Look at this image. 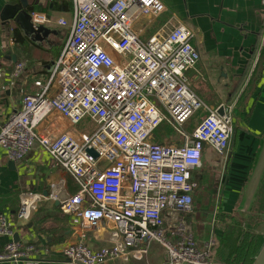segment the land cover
Wrapping results in <instances>:
<instances>
[{
    "label": "built area",
    "instance_id": "1",
    "mask_svg": "<svg viewBox=\"0 0 264 264\" xmlns=\"http://www.w3.org/2000/svg\"><path fill=\"white\" fill-rule=\"evenodd\" d=\"M72 20L61 52L36 93L25 95L21 109L0 125V151L21 161L38 145L77 183L72 195L55 186L51 197L61 212L77 222L80 241L62 250L70 264H103L130 251L147 256L159 245L164 264H211L215 241L198 246L191 221L192 174L206 148L222 156L232 136V107L223 115L209 109L186 85L184 74L200 58L193 34L184 25L147 39L146 27L164 12L160 0H71ZM34 28L52 21L29 14ZM23 64L17 65L16 73ZM205 116L190 134L183 128L200 111ZM83 120L93 125L78 132ZM166 124L179 146L157 144L153 133ZM93 150L97 157L89 155ZM44 198L20 195L18 216ZM106 226L108 245L92 250L85 232ZM0 215V235L12 236ZM43 250L9 242L0 262L28 260Z\"/></svg>",
    "mask_w": 264,
    "mask_h": 264
},
{
    "label": "crops",
    "instance_id": "2",
    "mask_svg": "<svg viewBox=\"0 0 264 264\" xmlns=\"http://www.w3.org/2000/svg\"><path fill=\"white\" fill-rule=\"evenodd\" d=\"M160 1L164 12L146 27L144 38L165 33L177 25H184L192 32V44L200 58L185 72L186 85L209 109L210 105L218 102L232 107L233 127L240 131V138L230 151L228 147L229 162L238 155H251L252 151L254 155L264 134V0ZM6 7H19L28 18L32 12L43 13L52 23L39 26L43 33L27 36L9 15L5 16L7 11L3 14ZM72 12L71 0H0V125L21 109L25 95L36 93L34 82L47 78L69 34V28L60 27L56 22L59 19L71 22ZM152 28L155 29L153 33ZM259 63L262 67L253 82ZM20 64L24 68L16 73ZM235 109L239 110V117L233 114ZM205 114L204 110L198 111L185 124L184 132L190 134ZM169 131L168 135L165 132L156 134L155 131L152 140L161 145H181L182 140ZM247 138L250 144H245ZM210 152L214 153L206 148L203 156ZM10 161L1 150L0 215L8 220L13 233L12 236L0 235V251L18 236L19 243L37 245L43 253L17 263L0 264H70L63 258L62 250L79 242L82 232L73 218L61 212L58 201L51 195L55 186L61 187L65 195H72L78 188L77 183L38 145H34L23 160L13 161L12 167L8 165ZM247 161L236 159L235 170L229 171L222 181L218 188L216 213H227L234 206V199L246 176ZM229 167L231 170L232 163H228ZM206 175L200 169L192 174L197 187L201 186L204 193ZM28 191L41 194L44 199L29 208L24 216H18L20 195ZM197 191L192 194L193 213L204 209H195L194 204L199 198ZM202 230L194 228L198 246H203L207 240L201 234ZM108 231L106 226H102L85 232L86 245L92 250L107 246ZM251 234L258 237L254 232ZM150 251L156 255L148 260ZM146 257L147 262L142 260L143 256L130 251L121 259L108 260L103 264H164L166 261L162 248L157 244L150 246Z\"/></svg>",
    "mask_w": 264,
    "mask_h": 264
},
{
    "label": "rangeland",
    "instance_id": "3",
    "mask_svg": "<svg viewBox=\"0 0 264 264\" xmlns=\"http://www.w3.org/2000/svg\"><path fill=\"white\" fill-rule=\"evenodd\" d=\"M153 31H155V29L152 28L151 32L153 33ZM169 31L167 30L165 33ZM148 34H150V31H148ZM232 128L233 132L229 142V151L233 147L232 145L235 143V141L238 142V139L240 138V131L238 129H236V131L234 130L235 128L233 127V122ZM75 129L78 132L90 131L93 129V125L89 121L83 120L81 123L75 126ZM169 130L171 129H169L166 124H163L156 130V134L165 132L168 135L170 133ZM172 134L175 135L173 131ZM263 138L264 134H262V137L259 139V143L254 155L253 151L251 155H238L232 158L230 162L228 160V152L222 156L210 152L202 157V165L200 170L207 174L204 178V187L206 189V193L202 192L203 190L200 188L201 186L198 188L196 185L195 190H198L197 192L199 193V198L194 205L195 209H204H197L190 219L194 236V228L200 230L204 229L201 231V234L207 239L205 242H208L210 239L215 241V245L211 252L212 261L226 263V260L230 254L229 248L238 245V243L241 242L240 240L246 234L245 232H248L249 234L252 232L264 234V221H261L262 218L264 219V169H261L262 166L259 167L260 182L254 196L251 197L250 195H247L246 191L244 190L246 183L249 181V177L253 173V168L254 165H256L258 156L261 155V157H264V149L260 152ZM245 144H250L248 138L246 139ZM245 158L248 159V169L246 176L241 183V190L239 191L238 196H236L234 199V206L227 213H216V204L217 200L219 199L218 188H220L222 181L224 180L225 176L228 175V172H233L235 170L236 159L237 161L243 160L246 162ZM228 163L229 165L232 163L231 170L230 167L228 169ZM256 172H258V170H256ZM249 192H252V190L249 189ZM199 203L200 206L198 207ZM238 206L240 211L237 210ZM241 211L243 213H240ZM247 211L248 213H246ZM243 231L244 233H242ZM155 255L156 254L154 252L150 251L148 260ZM146 258V256H143L142 260L147 262Z\"/></svg>",
    "mask_w": 264,
    "mask_h": 264
},
{
    "label": "water",
    "instance_id": "4",
    "mask_svg": "<svg viewBox=\"0 0 264 264\" xmlns=\"http://www.w3.org/2000/svg\"><path fill=\"white\" fill-rule=\"evenodd\" d=\"M7 11L6 15H9L8 17L13 19L14 22L16 24H18L20 26V28L25 32V34L27 36H31V34H36V33H43L44 30L42 28H34L32 23L30 22V19L28 18V16H26L25 14H23L20 10L19 7H6L4 9L3 14ZM3 16V17H5ZM261 63H259L258 66V70L256 72V76L253 80V82L255 81V79L257 78V75L261 69ZM220 102L216 103V104H212L210 105L211 109L213 110H217V114L222 116L223 115V106L225 104H219ZM233 114H235L236 116H240L239 110L235 109L233 111ZM261 150L260 152L264 149V138L262 139V144H261ZM89 155H91L93 158L97 157V154L93 151V150H88ZM14 164L13 161H10V163L8 164L9 167H12V165ZM261 167V169H264V157L258 156L257 161H256V165H254L253 168V173L252 175L249 177V181L248 183H246V186L244 188V190L246 191L247 195H250L251 197L254 196L255 191L259 185L260 182V173H259V167ZM256 170H258V172H256ZM249 189L252 190V192H249ZM238 211H240L239 206H238ZM240 213H243L242 211ZM248 213V211L246 212ZM261 221H264V219L262 218ZM259 237V248H258V252L257 254L252 258V264H264V234H260V233H256ZM18 236L14 237V242H18ZM79 264V263H76ZM211 264H226L224 262H216V261H212Z\"/></svg>",
    "mask_w": 264,
    "mask_h": 264
},
{
    "label": "trees",
    "instance_id": "5",
    "mask_svg": "<svg viewBox=\"0 0 264 264\" xmlns=\"http://www.w3.org/2000/svg\"><path fill=\"white\" fill-rule=\"evenodd\" d=\"M191 216L192 214L188 216V221H191ZM240 241L238 245L229 248L230 254L226 264H252V258L257 254L259 248L258 237L246 233Z\"/></svg>",
    "mask_w": 264,
    "mask_h": 264
},
{
    "label": "flooded vegetation",
    "instance_id": "6",
    "mask_svg": "<svg viewBox=\"0 0 264 264\" xmlns=\"http://www.w3.org/2000/svg\"><path fill=\"white\" fill-rule=\"evenodd\" d=\"M242 233H244V231H243ZM245 233H248V232H245ZM248 234H249V233H248Z\"/></svg>",
    "mask_w": 264,
    "mask_h": 264
}]
</instances>
